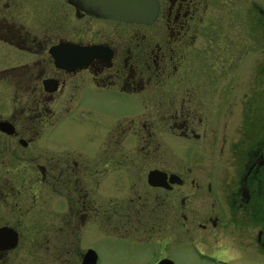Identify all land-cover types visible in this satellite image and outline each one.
Masks as SVG:
<instances>
[{
  "label": "flooded vegetation",
  "instance_id": "af4514ba",
  "mask_svg": "<svg viewBox=\"0 0 264 264\" xmlns=\"http://www.w3.org/2000/svg\"><path fill=\"white\" fill-rule=\"evenodd\" d=\"M132 4L0 0V227L18 242L28 185L31 229L75 262L92 248L72 247L76 234L104 227L134 242L184 233L213 261L264 256L257 0L103 9ZM59 120L81 141L36 148Z\"/></svg>",
  "mask_w": 264,
  "mask_h": 264
},
{
  "label": "rangeland",
  "instance_id": "374dc122",
  "mask_svg": "<svg viewBox=\"0 0 264 264\" xmlns=\"http://www.w3.org/2000/svg\"><path fill=\"white\" fill-rule=\"evenodd\" d=\"M257 130H264V0H257ZM62 119V118H60ZM64 120H59L56 126L43 127L38 141L34 143L36 148L49 145H61L66 141H75L79 143L82 137L78 132V128H72ZM27 187V188H26ZM22 189V197L18 200L21 211V232L15 248L7 251L4 264H79L73 259L63 258L66 255L59 246L53 253L51 247H48V241H51V234L42 228L33 231L32 210L30 189L28 185ZM45 187V185H41ZM10 202H12L10 200ZM8 205H6V209ZM39 217L41 212L36 211ZM6 219L10 221V218ZM42 222L37 224H47L45 217ZM13 222V218H11ZM104 227V225L102 226ZM94 233V234H92ZM57 234V233H55ZM77 233L73 245H79L82 250L85 244H89L97 254L96 264H154L161 256H167L172 259L173 264H264V256L250 258L251 262L244 263L242 261H213L204 256L198 255L194 248L191 238L184 233L180 238L172 243L161 244L156 239L142 240L134 242L129 235L124 237L115 236L107 227L101 231L94 232L91 229H84L81 237ZM80 240V241H79ZM56 241H60L57 238ZM59 243V242H57ZM78 248V247H76ZM73 251V250H71ZM69 255V254H68ZM75 257V255L71 256Z\"/></svg>",
  "mask_w": 264,
  "mask_h": 264
},
{
  "label": "water",
  "instance_id": "95a60500",
  "mask_svg": "<svg viewBox=\"0 0 264 264\" xmlns=\"http://www.w3.org/2000/svg\"><path fill=\"white\" fill-rule=\"evenodd\" d=\"M139 0H133V4L130 5L128 8L118 7L117 9L112 8H103L108 14L124 17V18H142L143 12L141 9H143L142 6L138 4ZM157 171L151 170L147 174V180L153 182L152 180L155 178V175ZM158 178V177H157ZM157 183V182H153ZM17 241V235L14 230H12L10 227L4 226L0 227V247H3L5 249L12 248ZM96 261V253L91 248H88L82 256L81 263L80 264H95ZM155 264H173L172 260L168 257H161L156 261Z\"/></svg>",
  "mask_w": 264,
  "mask_h": 264
}]
</instances>
